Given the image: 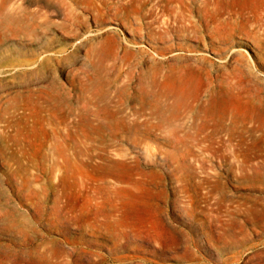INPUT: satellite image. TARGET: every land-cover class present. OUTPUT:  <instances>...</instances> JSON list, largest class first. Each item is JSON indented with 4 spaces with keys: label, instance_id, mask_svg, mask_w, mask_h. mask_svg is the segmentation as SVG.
<instances>
[{
    "label": "rangeland",
    "instance_id": "374dc122",
    "mask_svg": "<svg viewBox=\"0 0 264 264\" xmlns=\"http://www.w3.org/2000/svg\"><path fill=\"white\" fill-rule=\"evenodd\" d=\"M261 8L0 0V264H264Z\"/></svg>",
    "mask_w": 264,
    "mask_h": 264
},
{
    "label": "bare ground",
    "instance_id": "6f19581e",
    "mask_svg": "<svg viewBox=\"0 0 264 264\" xmlns=\"http://www.w3.org/2000/svg\"><path fill=\"white\" fill-rule=\"evenodd\" d=\"M186 5L188 6V3L186 2ZM228 9L221 11L223 14L221 15V18L219 16H216V14H211L210 18L211 19H215L218 22V30L219 33L221 34V31L223 30V34L224 37L228 36L231 34L232 31H235L238 29V25L241 24V26H244L246 24V22L251 18L250 12H252V10L248 9V10H241L240 12L234 9H231L230 6H227ZM187 10V9H186ZM262 13H264V8H261L258 11L257 16H260ZM182 17L184 18V22L186 23L187 27L185 28L186 31L188 32H192V30H190L191 26H192V20L190 19V17L192 16V13H189V15H187V13L185 14H181ZM237 16H241V18L238 20L236 17ZM200 18L202 19V17L200 16ZM162 24L165 25V29L167 31H170L173 28V25L176 26V29L179 27L177 26L178 23V19L175 17L173 19H169L167 17H163L162 14ZM184 29V32H185ZM186 36V35H185ZM176 36L174 35V38ZM226 39V37H225ZM186 40H188V38H185L184 41L179 42L182 46L186 45ZM188 70V67L186 69V71ZM201 67L194 64L192 66H190V71L186 72L184 74L179 75L176 78H173L170 80L169 82V87L172 90L177 91L178 93L182 94H190L192 86L196 80L201 79Z\"/></svg>",
    "mask_w": 264,
    "mask_h": 264
}]
</instances>
